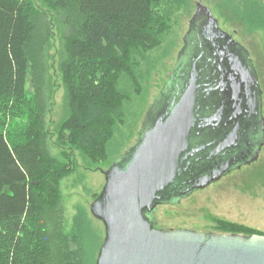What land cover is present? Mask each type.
I'll list each match as a JSON object with an SVG mask.
<instances>
[{"label": "trees", "instance_id": "16d2710c", "mask_svg": "<svg viewBox=\"0 0 264 264\" xmlns=\"http://www.w3.org/2000/svg\"><path fill=\"white\" fill-rule=\"evenodd\" d=\"M189 1L0 0V264L96 263L103 241L89 240L93 214L78 207L73 231L64 230L61 181L76 171L78 150L88 168L115 160L131 102L120 83L124 74L135 82L133 51L145 56L158 46L174 10ZM214 1L222 13L234 0ZM253 6L263 25L264 2ZM56 28L67 111L56 128L58 155L47 121ZM215 233L264 234L222 219Z\"/></svg>", "mask_w": 264, "mask_h": 264}, {"label": "water", "instance_id": "95a60500", "mask_svg": "<svg viewBox=\"0 0 264 264\" xmlns=\"http://www.w3.org/2000/svg\"><path fill=\"white\" fill-rule=\"evenodd\" d=\"M204 10L218 24L209 7L198 2L196 14ZM184 60H178L161 89L153 105L155 113L143 123L140 137L122 160L124 168L118 171L115 160L105 171L106 185L91 205L92 214L105 228L96 264H264V234L164 230L155 226L157 206L178 202L193 189L240 168L255 158L262 146L254 145L255 134L249 130L250 125L256 130L261 127L260 109L246 129L247 136L242 137V148L249 150L247 158L198 174L200 179L195 183H185L201 172L197 168L201 148L193 139L198 85L195 76L186 83L179 78L178 66ZM179 81L185 84L175 92ZM161 108H165L164 113ZM247 141L252 148H247Z\"/></svg>", "mask_w": 264, "mask_h": 264}, {"label": "rangeland", "instance_id": "374dc122", "mask_svg": "<svg viewBox=\"0 0 264 264\" xmlns=\"http://www.w3.org/2000/svg\"><path fill=\"white\" fill-rule=\"evenodd\" d=\"M201 2L209 7L218 19L221 27L232 33L234 38L249 53L258 72L262 90L261 127L256 130L249 126L255 134V146L262 144L258 155L251 161L245 162L240 168L222 175L219 179L203 188H195L189 194L182 196L178 202L162 203L155 210L157 227L170 229H191L203 232L216 231V219L246 225L264 232V24L257 20L259 8L253 6L255 0H234L233 4L225 7L228 11L220 13L214 0H190L189 5L174 10L171 28L165 32L161 43L148 51L145 56L133 51L135 59V82L128 74L123 75L120 88L131 97L127 103L126 120L119 131L115 144H120L110 160H118V171L124 168V160L128 149L132 148L140 137L143 119L149 107L159 96L161 89L176 65L177 54L183 45V38L189 27V21L196 11V4ZM264 2V0H262ZM239 7L243 14L242 20L235 14ZM253 28V31L249 29ZM65 56L63 43L56 32L49 46L48 87L50 111L47 114L49 131L52 135L50 149L53 154L60 153L55 144L57 125L65 118V86L60 75L59 63ZM122 132L124 137H122ZM252 146L247 141V148ZM76 171L61 181L62 207L64 214V229L73 231L74 216L80 206L92 213L91 205L106 185V174L110 165L100 162L97 166L88 168L80 151L75 152ZM114 160V161H115ZM97 195V196H96ZM92 228L89 238L95 243L99 237L103 241L105 228L101 220L89 215ZM100 249V248H99ZM97 249L93 256L96 258ZM93 257V259H94ZM91 264L92 260H91ZM96 264V263H95Z\"/></svg>", "mask_w": 264, "mask_h": 264}, {"label": "flooded vegetation", "instance_id": "af4514ba", "mask_svg": "<svg viewBox=\"0 0 264 264\" xmlns=\"http://www.w3.org/2000/svg\"><path fill=\"white\" fill-rule=\"evenodd\" d=\"M181 58L185 60L178 66L179 78L186 83L191 75L195 76L199 96L193 139L194 145L201 148V162L197 160L201 172L192 175L191 182H185L192 184L200 179L198 174L232 165L249 156V150L242 148V137L247 136L248 125L262 107V90L249 53L205 10L202 14L195 12L190 19L176 63ZM184 84L179 81L175 92ZM155 101L147 110L143 123L155 113ZM164 110L160 109L163 113Z\"/></svg>", "mask_w": 264, "mask_h": 264}, {"label": "bare ground", "instance_id": "6f19581e", "mask_svg": "<svg viewBox=\"0 0 264 264\" xmlns=\"http://www.w3.org/2000/svg\"><path fill=\"white\" fill-rule=\"evenodd\" d=\"M199 17V16H198ZM190 36V35H189ZM50 147V146H49ZM55 156V155H54ZM85 208V207H84ZM65 228V227H64ZM65 230V229H64Z\"/></svg>", "mask_w": 264, "mask_h": 264}]
</instances>
